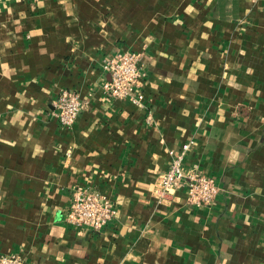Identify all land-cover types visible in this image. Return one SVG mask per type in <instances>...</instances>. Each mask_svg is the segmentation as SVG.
<instances>
[{
    "label": "crops",
    "instance_id": "crops-1",
    "mask_svg": "<svg viewBox=\"0 0 264 264\" xmlns=\"http://www.w3.org/2000/svg\"><path fill=\"white\" fill-rule=\"evenodd\" d=\"M143 54L144 105L108 98L103 58ZM85 100L53 115L61 89ZM149 114L151 118L148 119ZM216 179L158 202L171 149ZM117 213L66 220L72 188ZM25 264H264V0H0V255Z\"/></svg>",
    "mask_w": 264,
    "mask_h": 264
},
{
    "label": "built area",
    "instance_id": "built-area-1",
    "mask_svg": "<svg viewBox=\"0 0 264 264\" xmlns=\"http://www.w3.org/2000/svg\"><path fill=\"white\" fill-rule=\"evenodd\" d=\"M143 54L132 50H117L107 54L102 61L105 80L102 89L106 97L128 99L137 105H144L145 94L142 90L145 73L141 67ZM85 100L80 91L74 88L61 89L53 103V115L62 128H71ZM151 118L149 114L148 119ZM195 143L194 139L185 141L179 149H171L170 162L166 171L161 173L154 185V195L158 202H167L170 195L185 189L187 201L194 205H210L220 191L216 179L197 167H189L185 156ZM117 213L112 199L91 186L77 184L72 188V199L66 220L77 228L99 231ZM0 264H25L21 253L0 255Z\"/></svg>",
    "mask_w": 264,
    "mask_h": 264
}]
</instances>
